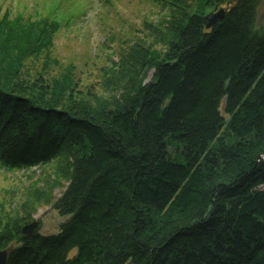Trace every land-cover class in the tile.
<instances>
[{"label": "trees", "instance_id": "1", "mask_svg": "<svg viewBox=\"0 0 264 264\" xmlns=\"http://www.w3.org/2000/svg\"><path fill=\"white\" fill-rule=\"evenodd\" d=\"M153 1L172 15L144 34L167 50L106 65L103 106L67 95L73 67L26 79L60 21L0 17V172L62 160L67 181L58 232L0 226L5 264H264L262 0Z\"/></svg>", "mask_w": 264, "mask_h": 264}, {"label": "rangeland", "instance_id": "2", "mask_svg": "<svg viewBox=\"0 0 264 264\" xmlns=\"http://www.w3.org/2000/svg\"><path fill=\"white\" fill-rule=\"evenodd\" d=\"M22 13L61 23L51 51V67L44 73L46 54L30 57L23 69L26 79L36 82L40 76L44 80L59 78L73 67L72 87L67 95L74 100L78 97L75 103L93 106L109 105L120 94V88L110 87L109 70L131 45L146 42V47L166 52V45L161 41L152 45L154 37L144 32L148 24L154 29L166 25L165 20L172 15L163 3L153 0H0V17ZM258 22L264 23V0ZM106 65L107 73L102 70ZM152 73L149 70L144 82ZM65 88L59 89L62 97ZM63 167L59 160L26 171L0 172V226L29 217L27 225L37 221L43 233L58 232L64 217L53 206L67 187L61 175Z\"/></svg>", "mask_w": 264, "mask_h": 264}, {"label": "water", "instance_id": "3", "mask_svg": "<svg viewBox=\"0 0 264 264\" xmlns=\"http://www.w3.org/2000/svg\"><path fill=\"white\" fill-rule=\"evenodd\" d=\"M37 226H38V222L37 221L36 222H32L31 224L26 225L23 230H24V232L32 231ZM7 257H8L7 250H1L0 251V264H5V262L7 260Z\"/></svg>", "mask_w": 264, "mask_h": 264}]
</instances>
